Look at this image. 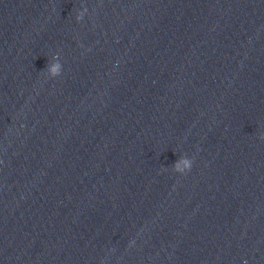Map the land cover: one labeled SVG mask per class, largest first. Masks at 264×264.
Segmentation results:
<instances>
[{
    "label": "clouds",
    "instance_id": "clouds-1",
    "mask_svg": "<svg viewBox=\"0 0 264 264\" xmlns=\"http://www.w3.org/2000/svg\"><path fill=\"white\" fill-rule=\"evenodd\" d=\"M86 11H87V9H84L83 11L79 12V14L76 16V20L78 22L83 19V16H84ZM48 72L53 78L60 76L62 73L61 63L57 62L54 64H49ZM260 138L264 139V135H262ZM192 164H193L192 159H189L186 156H183V157H181L180 161H178L176 163V165H174L173 171L183 174V173L191 170Z\"/></svg>",
    "mask_w": 264,
    "mask_h": 264
}]
</instances>
